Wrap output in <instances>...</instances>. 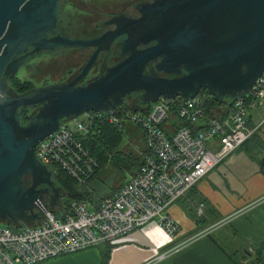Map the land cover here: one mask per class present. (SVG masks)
<instances>
[{
  "label": "water",
  "instance_id": "95a60500",
  "mask_svg": "<svg viewBox=\"0 0 264 264\" xmlns=\"http://www.w3.org/2000/svg\"><path fill=\"white\" fill-rule=\"evenodd\" d=\"M60 1L0 0L3 222L41 224L48 211L63 207L66 191L37 151L63 122L90 110L122 109L126 101L134 110L147 111L160 96L190 99L201 89L231 104L249 93L264 72V0H155L140 9L141 17L116 20L115 30L92 39L48 36L55 31ZM122 32L128 33L121 45L125 56L80 82L99 52ZM152 39L157 43L142 45ZM62 45L96 49L68 80L29 93L12 89L10 81L28 55ZM22 108H33L25 122Z\"/></svg>",
  "mask_w": 264,
  "mask_h": 264
},
{
  "label": "built area",
  "instance_id": "2783aa9c",
  "mask_svg": "<svg viewBox=\"0 0 264 264\" xmlns=\"http://www.w3.org/2000/svg\"><path fill=\"white\" fill-rule=\"evenodd\" d=\"M208 98L206 92L190 99L160 96L147 111L120 115L115 109L90 110L63 122L58 131L40 141L38 156L79 184H87L99 167L85 139L101 131L104 123L118 129L125 121L138 126L148 148L144 162L94 206L86 199H71L62 213L48 211L41 224H23L18 229L0 218V264H36L114 242L150 221L159 223L175 239L181 228L170 206L256 131L248 113L264 98V72L224 117L208 115ZM201 120L206 124L196 128ZM214 226L199 230L171 250L210 232Z\"/></svg>",
  "mask_w": 264,
  "mask_h": 264
},
{
  "label": "crops",
  "instance_id": "0c3cea01",
  "mask_svg": "<svg viewBox=\"0 0 264 264\" xmlns=\"http://www.w3.org/2000/svg\"><path fill=\"white\" fill-rule=\"evenodd\" d=\"M248 118L256 127L252 138L170 206L181 228L175 239L159 223L150 221L114 242L37 264H104L105 252V264H259L257 253L264 257V200H260L264 196V98L249 111ZM204 122L201 120L196 128ZM125 127L127 140L135 142L134 149L146 146L140 128L132 123ZM89 204L96 205L91 201ZM211 225L215 226L210 232L171 250L176 243Z\"/></svg>",
  "mask_w": 264,
  "mask_h": 264
},
{
  "label": "flooded vegetation",
  "instance_id": "af4514ba",
  "mask_svg": "<svg viewBox=\"0 0 264 264\" xmlns=\"http://www.w3.org/2000/svg\"><path fill=\"white\" fill-rule=\"evenodd\" d=\"M155 0H61L58 12V20L54 32L48 33V36L61 34L73 39H92L102 36L106 32H112L117 28L118 22L129 19H137L142 16L141 8L153 3ZM125 23V21H122ZM132 26L128 24V29ZM128 38V33L122 32L116 35L108 44V49L101 50L97 55L94 65L90 68L88 74L82 79L86 81L92 77L98 76L104 71V68L116 63L124 54L121 52V45ZM157 40L152 39L148 43L142 45H154ZM71 45V44H70ZM93 45V44H91ZM97 45V44H96ZM30 45L28 51L32 50ZM61 51L52 54L44 49L26 57L25 64L32 63V73L48 75L47 79L53 81L54 77L60 81L50 83L42 82L34 86L36 82L32 78H24L19 76L18 71L15 75L16 81L21 84L28 85L25 93H29L31 89L41 85H48L55 82L68 80L72 76H76L84 64L93 55L96 46H59ZM38 55V56H37ZM44 60L47 62L44 63ZM24 64V65H25ZM29 75V74H28ZM66 79L64 80V78ZM205 89H201L200 92ZM21 93V91H19ZM209 93V92H208ZM33 108H29L25 113L23 121H27V115ZM45 185V184H43Z\"/></svg>",
  "mask_w": 264,
  "mask_h": 264
},
{
  "label": "trees",
  "instance_id": "16d2710c",
  "mask_svg": "<svg viewBox=\"0 0 264 264\" xmlns=\"http://www.w3.org/2000/svg\"><path fill=\"white\" fill-rule=\"evenodd\" d=\"M10 86L13 90L18 92H26V88L28 87V85L25 86V84L23 85L20 82L16 81V78L11 79ZM203 92H206L207 95H209L207 102L208 115L224 117L233 103L229 104L226 102H221L217 100L213 95L208 93V91L204 90ZM123 106L124 107L122 109H115L120 115H126L128 112L137 111L129 105L128 101H126ZM218 109L220 113H216V110ZM27 112L28 109H21L22 119L24 118L25 113ZM128 123L131 122L125 121L124 128L122 129H118L114 125H111L109 123H104L101 131H99L98 133L95 132L92 134V137H87L85 139L86 145L91 150V152L98 158L99 161V167L97 168L94 175L88 180L87 184H79L71 176L67 175L61 168L53 169L55 173L54 177L60 181V184L66 191L67 196L63 200V207L61 209L51 210L52 212L62 213L63 211L67 210L70 200L75 198L86 199L88 201H91L92 203L97 204V202L101 198H104L108 193L112 192V184L106 179H101L102 181L98 184L92 182L93 180L98 178L97 175H99L100 170L103 169L105 165L113 164V166L116 167V171H125L130 174H134L141 167L144 162L145 154L148 152V148H146L145 145H141L135 150L124 151L123 149V147H125L126 142H128L125 127L128 125ZM137 129H139L138 126ZM252 136L250 138H252ZM248 140H246V142ZM116 177H118L117 180H122L126 178L127 175H118ZM118 187L119 186H117L116 188ZM193 187L188 192H191ZM204 201L205 199L202 202L205 203ZM4 223L12 229H18L21 226L14 223ZM257 254L258 255L255 259H257L259 264H264V257L261 255V253ZM107 258L108 252H105L104 264L106 263Z\"/></svg>",
  "mask_w": 264,
  "mask_h": 264
},
{
  "label": "rangeland",
  "instance_id": "374dc122",
  "mask_svg": "<svg viewBox=\"0 0 264 264\" xmlns=\"http://www.w3.org/2000/svg\"><path fill=\"white\" fill-rule=\"evenodd\" d=\"M61 51V49L60 48H57V49H53V50H50L49 52L50 53H52V54H57V53H59ZM38 56V55H37ZM45 62H47V60H44V63ZM32 63L33 62H30V63H27V64H25V65H23L20 69H19V71H18V75L19 76H24V78H32V79H34L36 82H33L34 83V86H36L37 84H39V83H44V82H47V83H50L49 81H51V80H48L47 79V77H48V75H41V74H39V73H37V74H33L32 72ZM29 74V75H28ZM57 77H54V79H53V81H51V82H54V81H60V79L58 80V79H56ZM66 79V77L64 78V80ZM128 141V143L126 142V144H125V147H123V149H124V151H130V150H135L134 149V144H135V142H134V140H131V139H129V140H127ZM233 153V152H232ZM231 153V154H232ZM231 154H229L221 163H219L216 167H219L220 165H222L223 164V162L231 155ZM216 167H214L213 169H215ZM223 167H225V166H222L221 168H223ZM220 168V169H221ZM212 169V170H213ZM128 173L127 172H125V171H116V167L115 166H113V164H107V165H105V167H103V169H101L100 170V172H99V175H97L98 176V178H96L95 180H93L92 182L93 183H95V184H98L99 182H101L102 180H101V178L102 179H106L108 182H110L111 184H112V187H113V189L111 190V191H113L117 186H119V185H121L120 183L121 182H123L124 181V179H122V180H117V178L118 177H116V176H118V175H120V176H125V175H127ZM128 176H129V174L127 175V178H128ZM116 177V178H115ZM55 178V177H54ZM126 178V179H127ZM56 179V178H55ZM57 180V179H56ZM97 180V181H96ZM59 183H60V181L59 180H57ZM92 183V184H93ZM109 194V193H108ZM66 197V196H65ZM65 197L63 198V200L65 199ZM37 264V263H36Z\"/></svg>",
  "mask_w": 264,
  "mask_h": 264
}]
</instances>
